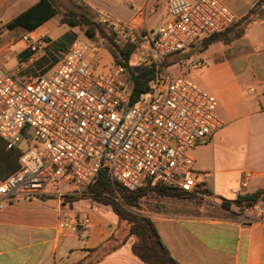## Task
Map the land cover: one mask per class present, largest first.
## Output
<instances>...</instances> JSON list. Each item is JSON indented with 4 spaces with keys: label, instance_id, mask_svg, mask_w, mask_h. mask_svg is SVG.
Segmentation results:
<instances>
[{
    "label": "built area",
    "instance_id": "1",
    "mask_svg": "<svg viewBox=\"0 0 264 264\" xmlns=\"http://www.w3.org/2000/svg\"><path fill=\"white\" fill-rule=\"evenodd\" d=\"M169 10L172 18L156 30L98 14L138 45L142 63L155 67L150 89L134 104L125 66L113 63L94 73L87 55L97 48L78 37L50 76L20 80L19 70L0 62V137L8 148L21 149L20 167L0 182V211L13 198L62 195L69 184L85 189L105 166L129 190L160 184L192 193L203 182L206 174L194 168L191 150L225 123L216 113L217 98L187 77L173 81L164 58L225 32L236 17L220 0H171ZM22 42L34 56L45 54L47 43L31 31ZM202 65L193 61L189 69ZM28 138L32 143L20 147ZM250 177L244 174L243 187ZM58 181L62 187L50 186ZM89 223V216L66 215L59 228L78 233Z\"/></svg>",
    "mask_w": 264,
    "mask_h": 264
},
{
    "label": "crops",
    "instance_id": "2",
    "mask_svg": "<svg viewBox=\"0 0 264 264\" xmlns=\"http://www.w3.org/2000/svg\"><path fill=\"white\" fill-rule=\"evenodd\" d=\"M9 1L0 0V10ZM81 1L136 30H156L172 18L171 0ZM220 1L236 17L231 27L207 46L210 37L170 55L174 61H189L197 85L217 98L216 113L225 123L210 140L191 150L194 168L206 175L194 192L183 196L148 190L139 213L151 219L181 264H264V203L251 208L223 205L224 199L264 189V2ZM242 28L243 34L229 41ZM68 31L51 18L31 32L49 35L39 36L49 50ZM9 46H0V55ZM23 49L17 54L18 64L10 69L19 70L23 80L36 78L41 60L34 55L19 60ZM198 60L202 67L190 70L189 64ZM246 172L251 177L243 187ZM75 214L89 216V226L78 233L61 230L59 222ZM119 224L110 205L87 199L71 206L61 198H13L0 211V264H77L83 259L89 264H145L132 253L134 238L103 255ZM96 248L102 252L99 258L92 251Z\"/></svg>",
    "mask_w": 264,
    "mask_h": 264
},
{
    "label": "trees",
    "instance_id": "3",
    "mask_svg": "<svg viewBox=\"0 0 264 264\" xmlns=\"http://www.w3.org/2000/svg\"><path fill=\"white\" fill-rule=\"evenodd\" d=\"M51 18H57L59 23L68 26L70 31L53 42L52 48L49 49L50 53L51 49H57L62 40V46L67 50L73 40L77 38V33L74 29L81 28L86 38L92 44L93 42L103 41L113 50V61L110 65L105 66L104 71H107L113 63H121L125 66L128 74L127 88L131 103H137L142 95L150 89V84L155 76L154 65L142 63L139 60L138 45L128 40L120 41L119 34L114 29L100 22L98 13L81 0H38L8 21L7 27L14 29L21 26L28 31H35ZM243 32L244 29L242 28L239 32L229 37V41L240 37ZM220 34L211 36L205 41L204 45L207 46L213 42ZM33 53L30 48H26L20 53V58L21 60H28ZM134 56H137V60L140 62L137 68H134L132 65V58ZM61 57H58L57 61ZM20 156V148H8L6 141L0 137V182L20 167ZM87 189L93 195V197H90L91 199L112 206L113 211L119 216L120 220L117 232L110 238L111 242L106 247L103 255L104 253L118 249L130 238H134L131 246L132 253L143 263L181 264L171 254L151 219L139 212L141 210V201L148 190L175 196H183L186 192L160 184L147 186L139 190H129L110 177L108 167L106 166L100 170ZM29 198L50 201L58 199V196L42 194ZM63 198L64 202H74L87 197L65 195ZM261 202L264 203V189L252 193L239 194L235 199H224L223 205L230 207L234 204L241 208H246L255 206ZM92 251L93 253H97L98 258L102 254L100 248ZM77 264H89V260L83 259Z\"/></svg>",
    "mask_w": 264,
    "mask_h": 264
},
{
    "label": "rangeland",
    "instance_id": "4",
    "mask_svg": "<svg viewBox=\"0 0 264 264\" xmlns=\"http://www.w3.org/2000/svg\"><path fill=\"white\" fill-rule=\"evenodd\" d=\"M36 1L38 0H11L9 3L3 7L0 10V46H9L8 50L0 55V61L3 63L4 67L6 70L11 71L10 68L14 67L15 65L18 64V52L22 48L26 49L27 47L23 44L22 42V37L26 33H20V29L18 27L14 29H9L7 27V22L10 21L12 18H14L16 15L33 5ZM65 27L69 28L68 26L64 25ZM70 29V28H69ZM61 30V29H59ZM74 31L77 33V37L83 40L89 41L84 32L82 31L81 28H75ZM34 35L36 36H42L44 38H50L49 35H42L39 32H35ZM52 37H55L56 32H53L51 34ZM61 38V37H60ZM59 38V39H60ZM43 40V39H42ZM57 40V39H56ZM119 40L120 41H126L127 39L124 36L119 35ZM44 41V40H43ZM63 40L60 41V44L58 45L57 49H47L45 48V54L40 55L36 54L34 57L40 59V63L42 64V70L40 71V74H38V77L40 76H50L53 74L54 69L59 61H57V58L63 56V54L66 52V48L64 49L62 46ZM92 44V43H91ZM97 48V50L92 53L88 54L87 58L89 60V67L94 73H102L105 72L103 69L106 68L105 66H108L112 63V53L113 50L110 48L108 44H106L103 41H98V42H93L92 44ZM23 49V50H24ZM22 50V51H23ZM20 51V52H22ZM34 55V54H33ZM172 56V55H171ZM171 56L168 55L164 58V64L167 67V70L172 78L173 81L178 79L179 77H187L188 79L192 80L196 84H199L197 79L195 78V73L194 72H189L188 70V60L183 59L181 61H174L171 59ZM190 57V56H189ZM19 60L21 58L19 57ZM139 61L137 60V56H134L132 58V65L134 68H137L139 65ZM18 77L20 78L19 74ZM20 80H23L20 78ZM97 93V92H96ZM34 130H30L29 134L33 136ZM29 139V140H28ZM27 140H24L20 147L27 148L29 144H31V138H28ZM62 182L58 181L55 183H52L50 186L54 188H59L62 187ZM64 194H53L57 195L58 198H61L64 201L63 196L65 195H70V196H80V197H87L84 199L90 200L92 203L98 204V205H105L102 202H99L97 200H93L90 197H93L91 192L87 188L79 190L76 185L74 184H69L66 189H64ZM89 197V198H88ZM120 199V198H119ZM82 200V199H81ZM117 200V199H115ZM79 201V200H78ZM70 202V201H68ZM76 202V201H74ZM72 202V203H74ZM112 207V206H111ZM136 212L135 210H132Z\"/></svg>",
    "mask_w": 264,
    "mask_h": 264
}]
</instances>
